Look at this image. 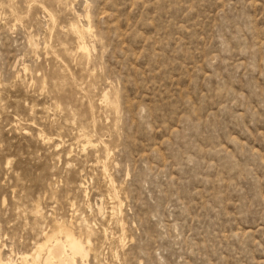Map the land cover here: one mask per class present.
<instances>
[{
  "label": "rangeland",
  "instance_id": "1",
  "mask_svg": "<svg viewBox=\"0 0 264 264\" xmlns=\"http://www.w3.org/2000/svg\"><path fill=\"white\" fill-rule=\"evenodd\" d=\"M62 221L89 264H264V0H0L2 256Z\"/></svg>",
  "mask_w": 264,
  "mask_h": 264
},
{
  "label": "bare ground",
  "instance_id": "2",
  "mask_svg": "<svg viewBox=\"0 0 264 264\" xmlns=\"http://www.w3.org/2000/svg\"><path fill=\"white\" fill-rule=\"evenodd\" d=\"M47 12L50 14L51 19L54 21L55 15H53L52 12H50L48 10H47ZM71 30H72V32L74 30L77 33L78 47L81 50V53L89 56L91 54V50H90L89 44H87V40H84V36L86 35L85 34L86 32L90 33L92 31L90 23H88L87 26H79L78 24H73ZM85 131H86V129H85ZM94 136H96V135H94ZM81 138H83V137H81ZM55 139H57V138H55ZM84 140H85V138H84ZM100 140H101V138H100ZM46 141H48V139ZM98 141H99V138L97 140V143L100 142V141L99 142ZM79 142H81V141H79ZM102 142H104V141H102ZM86 143H87V141H86ZM104 144H105V142H104ZM105 147H106V145H105ZM104 151H106V150H104ZM105 154H106V152H105ZM108 157H109V155H108ZM108 157H106V158H108ZM100 161H102V160H100ZM105 171H107V170H105ZM103 176H104V174H103ZM81 187H82V185H81ZM82 191H83V189H82ZM116 198H117V196H116ZM74 229L75 228L71 224L67 223L66 221L65 222L64 221L57 222L56 225L54 226V229L44 233V236L42 237L43 239L34 244V249L31 252H25V253H22L19 255L18 258H19L20 264H24V263H27V264H78V259H80L83 264H89L88 262H89L90 252L93 249L92 240H91L92 233L90 232L86 237H83L82 233L78 234ZM80 230H82V229H80ZM40 235H41V233H40ZM12 262H13V258L11 257V255L8 256L7 258H4L0 252V264H12Z\"/></svg>",
  "mask_w": 264,
  "mask_h": 264
}]
</instances>
